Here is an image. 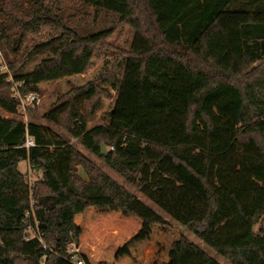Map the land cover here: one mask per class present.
Returning <instances> with one entry per match:
<instances>
[{
  "label": "trees",
  "instance_id": "1",
  "mask_svg": "<svg viewBox=\"0 0 264 264\" xmlns=\"http://www.w3.org/2000/svg\"><path fill=\"white\" fill-rule=\"evenodd\" d=\"M68 4L113 16L132 37L110 73L73 89L42 119L229 264H264V231H255L264 222V0H0V51L12 78L0 74L4 112L17 114L12 85L39 94L108 50L113 30L80 34ZM42 28L46 39L28 40ZM102 84L114 92L111 108L105 123L87 128L99 94L110 96ZM89 208L138 219L127 246L144 228L166 225L52 130L0 117V264H72L75 216ZM34 222L45 250L26 232ZM171 250L173 264H218L185 238Z\"/></svg>",
  "mask_w": 264,
  "mask_h": 264
},
{
  "label": "rangeland",
  "instance_id": "2",
  "mask_svg": "<svg viewBox=\"0 0 264 264\" xmlns=\"http://www.w3.org/2000/svg\"><path fill=\"white\" fill-rule=\"evenodd\" d=\"M66 7L67 15L72 16L71 26L75 27L80 34L106 29L113 30L108 39V50L99 51L84 73L40 85V103L34 109L28 111L25 116L11 115L0 109V117L14 118L23 123L33 121L52 130L69 144H72L76 150L98 166L111 179L121 184L146 205L152 207L166 221V225L163 226L152 225L144 228L143 235L127 246V243L136 238L141 230V222L134 217H124L119 212L98 211L89 208L83 214L75 216V223L80 227L81 232L78 239L80 254L87 259L89 264H173L171 243L180 238H185L218 264H229L186 228L165 216L122 178L103 166L96 157L84 150L75 139L70 138L68 134L63 132L60 126L52 125L42 119L44 113L49 111L54 104L62 100L73 89L110 73L118 54L117 50L119 48L126 49L132 37L131 28L126 24L118 23L111 15L95 12L91 8L79 7L76 4H68ZM48 31L49 29L42 28L39 33L30 35L28 40L43 41L48 36ZM102 88L108 90L110 96L108 97L102 92L99 94L100 107L88 120L87 128L105 123V115L111 108L114 92L110 90L107 84H102ZM18 169L22 173H26L27 181L31 184L36 180V176L30 173L27 162H20ZM78 175L82 179L86 178L80 168L78 169ZM261 229L264 231V222H261L255 228V231L259 232ZM124 255L129 257L126 262L124 261L126 257Z\"/></svg>",
  "mask_w": 264,
  "mask_h": 264
},
{
  "label": "built area",
  "instance_id": "3",
  "mask_svg": "<svg viewBox=\"0 0 264 264\" xmlns=\"http://www.w3.org/2000/svg\"><path fill=\"white\" fill-rule=\"evenodd\" d=\"M0 74L7 75V81L12 82V78L9 75L8 67L6 66L5 62L2 58V53L0 51ZM21 85H12L10 88L11 97L17 102V115L25 116V114L34 109L35 106H37L40 103V95L35 92H31L28 94H21L19 92V88ZM33 146L32 142L27 139L25 147H31ZM34 226L36 227V230H33L31 225H27L26 232H32L33 236L38 238L40 243L42 244L43 249L45 250L46 247L42 243L41 240V234L37 230V222H34ZM67 253H68V260L72 264H85L84 260L82 259V255L79 251V245H76L74 243L70 244L67 247Z\"/></svg>",
  "mask_w": 264,
  "mask_h": 264
},
{
  "label": "water",
  "instance_id": "4",
  "mask_svg": "<svg viewBox=\"0 0 264 264\" xmlns=\"http://www.w3.org/2000/svg\"><path fill=\"white\" fill-rule=\"evenodd\" d=\"M101 153H102V154L105 153V148H104V146H101Z\"/></svg>",
  "mask_w": 264,
  "mask_h": 264
},
{
  "label": "crops",
  "instance_id": "5",
  "mask_svg": "<svg viewBox=\"0 0 264 264\" xmlns=\"http://www.w3.org/2000/svg\"><path fill=\"white\" fill-rule=\"evenodd\" d=\"M144 238H145V237H144ZM130 249H131V248H130ZM125 251H126V250H125ZM124 253H125V252H124ZM124 256H126L124 261H125V262L128 261V260H129V257H127V255H124ZM124 264H125V263H124ZM133 264H134V263H133Z\"/></svg>",
  "mask_w": 264,
  "mask_h": 264
}]
</instances>
